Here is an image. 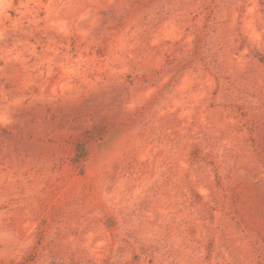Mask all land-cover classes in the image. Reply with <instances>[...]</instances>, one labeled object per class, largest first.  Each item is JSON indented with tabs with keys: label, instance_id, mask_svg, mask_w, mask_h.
<instances>
[{
	"label": "rangeland",
	"instance_id": "1",
	"mask_svg": "<svg viewBox=\"0 0 264 264\" xmlns=\"http://www.w3.org/2000/svg\"><path fill=\"white\" fill-rule=\"evenodd\" d=\"M0 264H264V0H0Z\"/></svg>",
	"mask_w": 264,
	"mask_h": 264
}]
</instances>
